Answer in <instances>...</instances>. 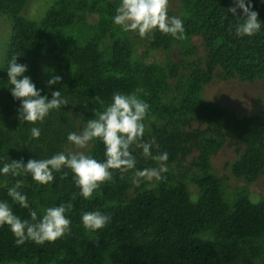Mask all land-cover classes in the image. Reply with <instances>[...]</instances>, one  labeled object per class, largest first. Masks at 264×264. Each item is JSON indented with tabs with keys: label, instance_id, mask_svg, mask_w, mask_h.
Instances as JSON below:
<instances>
[{
	"label": "trees",
	"instance_id": "trees-1",
	"mask_svg": "<svg viewBox=\"0 0 264 264\" xmlns=\"http://www.w3.org/2000/svg\"><path fill=\"white\" fill-rule=\"evenodd\" d=\"M27 2L0 0V15L11 22L0 65V168L67 154L68 134L82 132L115 92L135 93L149 105L143 141L154 138L153 155L168 153V171L164 180L138 188L131 171L123 178L116 171L91 199L78 195L71 172L64 179L54 173L52 183L40 186L22 172L0 174V202H8L22 220L32 210L42 217L48 207L73 205L65 214L70 231L54 242L17 245L10 228L0 226V264H264V195L254 202L245 189L226 192L211 168V157L227 145L238 154L229 165L232 177L264 178V109L238 117L202 97L214 78L264 81V0H245L261 22L251 37L235 35L240 21L227 11L233 0H178L175 17L183 21L184 38L159 31L148 36L149 49L178 50L179 59L164 64L146 62V51L137 52L130 32L113 23L120 0H52L38 21L22 16ZM13 55L27 65L25 75L41 95L51 99L60 91L68 104L43 122H21L20 101L12 97L7 75ZM54 76L61 80L49 85ZM33 127L40 129L38 139L31 137ZM131 151L135 170L159 167L142 149ZM86 155L103 161L102 142L92 141ZM17 183L29 208L8 196ZM89 211L110 216V222L86 230L81 217Z\"/></svg>",
	"mask_w": 264,
	"mask_h": 264
},
{
	"label": "clouds",
	"instance_id": "clouds-1",
	"mask_svg": "<svg viewBox=\"0 0 264 264\" xmlns=\"http://www.w3.org/2000/svg\"><path fill=\"white\" fill-rule=\"evenodd\" d=\"M233 7L227 11L232 13L240 21L235 27V35L238 37L254 36L261 29V22L258 13L252 10L251 3L245 0H233ZM169 0H120L113 17V23L125 32H135L140 38H146L155 31L170 35L175 39L184 38L183 21L178 17L168 16ZM242 15H238L237 10ZM16 55H13L8 63V83L14 99L20 101L18 118L21 122L35 124L43 122L52 110H60L68 104L61 97L60 91H53L52 98L40 94L29 76L26 64L17 63ZM61 80L60 76H54L48 81L49 85L56 84ZM96 101L104 104L100 97ZM149 110V105L139 99L135 93L121 94L113 93L111 102L103 111L95 113V118L89 119L81 133L71 132L67 136L68 142L77 151L57 153L48 159H29L25 164L21 159L4 163L0 168L3 175H30L32 180L40 185H47L54 181V173H61V179L66 178L69 172L78 195L84 199H91L94 192L100 189L101 185L113 180L114 172L118 171L121 178L124 174L132 172L131 183L134 188L140 187L144 182H159L166 177L162 175L168 171V153L158 155L152 154V147L155 140L144 142L145 124L143 123ZM40 129L33 127L31 137L39 138ZM99 140L104 145V160L86 155L80 149H85L92 141ZM142 149V155L158 162L157 168L136 169V158L132 154V147ZM67 169L68 171H63ZM20 184L8 190V196L18 203L22 208H29L26 195L17 189ZM76 198V194L72 199ZM73 205L60 204L59 206L44 209L42 217H38L35 210L30 211V219L22 220L15 215L8 202H0V226L7 225L10 228L15 243L22 245L26 241H32L37 245L45 242H54L70 231L71 221L66 217V212L72 209ZM81 222L86 230L97 231L104 228L110 222V216L99 211L85 212Z\"/></svg>",
	"mask_w": 264,
	"mask_h": 264
},
{
	"label": "rangeland",
	"instance_id": "rangeland-1",
	"mask_svg": "<svg viewBox=\"0 0 264 264\" xmlns=\"http://www.w3.org/2000/svg\"><path fill=\"white\" fill-rule=\"evenodd\" d=\"M52 0H28L22 11V16L27 19L38 21L45 13ZM180 4L178 0H169L168 16L173 17L178 14ZM90 21H95V16H89ZM11 36V22L6 15H0V65L3 62L4 51ZM130 37L137 42V52L146 51V62L155 61L164 64L167 61H177L179 59L178 50L171 51L149 49L147 43L150 38H140L135 32H130ZM194 43L199 39L194 38ZM182 71V70H181ZM202 97L206 102H212L232 111L238 117L253 115L264 109V81L256 80L253 82H243L239 79L221 80L214 78L206 85L202 92ZM194 124L193 126H195ZM77 134L81 131L76 130ZM91 146V142L83 151L85 154ZM67 152L77 151L73 145H69ZM235 147L223 146L215 155L211 157V168L216 176L223 179L226 185V192L232 194L238 189H245L249 198L256 202L264 195V178L259 177L253 182H246L236 179L230 175V163L237 158ZM188 158L186 162H189ZM192 192L196 190L194 185H190Z\"/></svg>",
	"mask_w": 264,
	"mask_h": 264
}]
</instances>
